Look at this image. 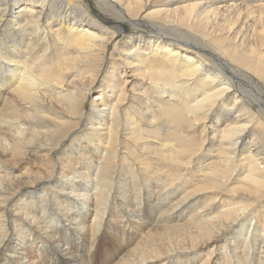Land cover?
<instances>
[{"label": "bare ground", "instance_id": "bare-ground-1", "mask_svg": "<svg viewBox=\"0 0 264 264\" xmlns=\"http://www.w3.org/2000/svg\"><path fill=\"white\" fill-rule=\"evenodd\" d=\"M7 155L40 168L14 176ZM90 169L88 195L69 181ZM126 193L164 207L154 224L148 206L129 222ZM253 220L264 232V0H0V264H264L234 234Z\"/></svg>", "mask_w": 264, "mask_h": 264}, {"label": "rangeland", "instance_id": "rangeland-1", "mask_svg": "<svg viewBox=\"0 0 264 264\" xmlns=\"http://www.w3.org/2000/svg\"><path fill=\"white\" fill-rule=\"evenodd\" d=\"M88 2V1H87ZM89 4H90V2H88ZM92 9H93V11L95 12V8H94V4H93V6L91 7ZM127 30V32H130L131 31V29L127 26V28H126ZM119 73L120 74H123V75H125L124 77L126 78V79H129L130 77V73H128L127 72V74H124L123 72H122V69H119ZM70 79H68V81H69ZM130 80V79H129ZM98 86V85H97ZM97 86L96 87H92L91 89H90V91H89V93H88V96L86 97V104H87V108H86V110L88 111L89 110V103L91 102V100L94 98V95H96L97 93H98V88H97ZM129 89V88H128ZM208 121V120H207ZM77 142V141H76ZM76 142L75 143H72V147H75V145H76ZM135 147H136V145H134ZM207 148H209V145H207V142H206V145H204V148L203 149H207ZM121 149V147L119 148V154H120V156H121V153H122V151L123 150H120ZM64 150H66V148H65V146H62L61 148H60V155H62L63 154V152L62 151H64ZM80 152H82V151H80ZM65 154H70V156H72L73 154H71L70 153V151H66V153ZM74 156H75V153H74ZM119 156V157H120ZM24 157V158H23ZM59 157H62V156H59ZM198 157V159H204L202 156H197ZM7 158V159H6ZM69 158V157H68ZM73 158V157H72ZM75 158V157H74ZM9 159H13V160H9ZM2 160L3 161H5V160H8L7 162H8V167H9V169L11 170V171H13V175L14 176H19V175H21L22 173H25V175H29V174H31V173H33V172H35V171H37L39 168H40V166L39 165H37V163H36V161H33L32 159H30V158H28L27 156H20L19 158H17V160H16V157H14V158H10L8 155L7 156H3L2 157ZM69 161V160H68ZM116 161V160H115ZM115 164H116V162H115ZM79 165V164H78ZM77 165V166H78ZM6 171H7V169H6ZM91 169L89 170V172H88V174H86L85 176H86V178H84L82 181H81V177L80 178H78L77 180H76V182L75 181H69V182H74V184H80L81 186H82V188L83 189H85V193H87L88 195H91L93 192H94V190L96 189V187H97V184H96V178H95V176L94 175H92L91 174ZM59 172H60V170L58 169V170H56V175H55V177H59ZM36 173V172H35ZM94 173V172H93ZM34 174V173H33ZM89 175V176H88ZM47 184H49V183H47ZM47 184H46V188H48V187H51V184H49V186H47ZM85 184V185H84ZM85 187V188H84ZM113 187V186H112ZM87 189V190H86ZM105 190H107V188L105 189ZM55 191H56V189H54V190H51V191H47V195L45 196V199H48L50 196L49 195H53L54 197H53V201H61V202H65V204H69L71 201L73 202V204L75 205V206H77V208H76V210H78L79 208H81L80 206L82 205V204H80V202H81V200H78V201H73V200H70V201H68V200H65V197L64 196H59V195H55ZM42 194V193H41ZM127 194L128 193H126L125 195H120V197L119 198H121L122 200H127V199H130V201H131V199H132V202H131V204H130V206H129V208H128V214H127V216H131V218L129 219V222L131 223V224H133V222L134 223H138V224H142L143 222H140L139 220H137V219H139V217H137V216H139L140 215V211L144 208V206L145 207H147L148 206V208L152 211L153 210V214H152V217L150 218V219H147V223L148 224H154V221L155 220H157V218H158V216H159V212H160V210H164V207H162L161 206V208H159L160 206H157L156 205V202H154V201H152V203H148L147 205L146 204H144V202L141 200V198H142V195L143 194H141V196L139 197V201H135L134 199H133V197H131L130 195L127 197ZM29 196V194H24L23 196H20V194L18 195V197H16L14 200H15V202H17V207H14L13 205H12V207H11V210H15L16 212H18L19 213V215L22 213V210H21V208L23 207V204L25 203V202H27L26 201V198ZM110 196H115V194H114V190L112 189L111 191H110V193H109V196H108V198H110ZM131 197V198H130ZM205 198V199H207V198H209V197H211V194L210 195H201V196H198V198L199 199H202V198ZM70 198H71V196H70ZM66 199H69V198H66ZM83 200V199H82ZM79 202V203H78ZM84 203V202H83ZM165 203V202H164ZM64 204V205H65ZM125 204L127 205V203L125 202ZM138 204V206H136V205ZM64 205H61V206H64ZM89 205H91V203L90 204H88L87 206H85L84 208H87V207H89ZM11 206V205H10ZM60 206V207H61ZM16 208H20V209H16ZM113 209H114V207H112ZM93 210V206H91L90 207V210ZM111 210L110 212L111 213H109L108 212V214L107 213H105V216H104V221L105 222H111V223H113V224H117V218H116V213L119 215L120 214V212L117 210V209H114V210ZM84 210V209H83ZM88 210H89V208H88ZM106 211L108 210V207L105 209ZM140 210V211H139ZM88 211H85L84 213H87ZM116 212V213H115ZM112 213H114V214H112ZM91 214V213H90ZM74 218H76L75 216H73ZM57 218V215H54L53 216V219H56ZM129 218V217H128ZM244 219V220H243ZM125 220H127V219H125ZM135 220H137L136 222H135ZM243 220V221H242ZM242 220H241V222L242 223H247V220L245 219V218H242ZM76 221H79V220H77V218H76ZM246 221V222H245ZM17 223H19L20 224V226H21V228H22V236H24L25 235V233H26V228H23V227H26L24 224H23V222H20L19 221V219L17 220ZM254 224H255V220H253L252 221V224L249 226L248 224H246V225H244V227H242V225H240V226H237L235 229H234V234L235 235H237V232H238V230L239 229H241L242 230V234L241 235H237V236H239L240 237V239H241V242H245L246 241V237H247V235L249 234V232H250V234L249 235H251V236H253V240H254V242L251 244L252 245V247L253 248H255L256 246H253V244H255V245H257V244H259L258 246H261V247H263V248H261L262 250H264V232H260V230H261V228H259V227H257L256 229H254ZM148 225H145V226H143V232L144 233H148L149 232V229H150V227H147ZM115 230V229H114ZM258 235V236H257ZM250 238V237H249ZM261 238V239H260ZM263 239V241H262V243H261V240ZM244 240V241H243ZM1 241H3V239L1 238L0 239V242ZM37 241V242H36ZM249 244V243H248ZM62 246V247H61ZM63 244H60V248H63ZM48 246L47 245H45V244H43L42 242H39V240H35L34 241V245H32V252H35V254L36 253H38V252H42V251H44L46 248H47ZM211 247V245L210 246H208V248H206V249H204L203 251H202V253L201 254H205V253H207L208 252V250L209 249H211L210 248ZM118 248V247H117ZM251 248V247H250ZM215 252V251H214ZM219 252H223V249H220L219 250ZM6 253L8 254V255H10L12 258H14V259H16V258H22V257H25V252L23 251V250H18V252H15V251H7L6 250ZM254 253H256V251H254L253 252V254ZM214 254V253H213ZM222 255H223V253H222ZM243 255V254H242ZM252 256V257H251ZM263 256V255H262ZM218 258L220 259H216V260H214L216 263H221L220 261H223V259H222V257L221 256H218ZM248 258V257H247ZM243 259H245V258H243ZM248 260H250L251 262H253L254 260H256V258H254V255H249V258H248ZM27 261H28V258H23V261H19V263L20 264H27ZM1 263V262H0ZM159 263V262H158ZM158 263H156V264H158Z\"/></svg>", "mask_w": 264, "mask_h": 264}]
</instances>
